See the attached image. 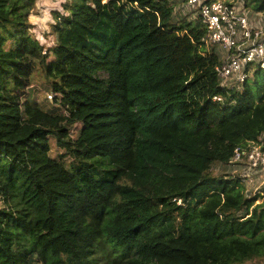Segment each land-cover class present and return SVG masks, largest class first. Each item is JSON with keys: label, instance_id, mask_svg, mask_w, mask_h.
Wrapping results in <instances>:
<instances>
[{"label": "trees", "instance_id": "trees-1", "mask_svg": "<svg viewBox=\"0 0 264 264\" xmlns=\"http://www.w3.org/2000/svg\"><path fill=\"white\" fill-rule=\"evenodd\" d=\"M35 2L0 0V264L264 262V199L212 173L264 135V69L220 87L169 0H66L44 46Z\"/></svg>", "mask_w": 264, "mask_h": 264}, {"label": "built area", "instance_id": "built-area-1", "mask_svg": "<svg viewBox=\"0 0 264 264\" xmlns=\"http://www.w3.org/2000/svg\"><path fill=\"white\" fill-rule=\"evenodd\" d=\"M173 1V2H172ZM181 2L182 13L194 14L205 29V43L221 49L215 71L223 89H240L256 69H264V12L250 14L245 4L228 0H170ZM50 97V96H49ZM212 100H221L214 96ZM262 138V137H261ZM236 147L226 164L231 177L249 187L264 176V143ZM226 177V176H225Z\"/></svg>", "mask_w": 264, "mask_h": 264}, {"label": "rangeland", "instance_id": "rangeland-1", "mask_svg": "<svg viewBox=\"0 0 264 264\" xmlns=\"http://www.w3.org/2000/svg\"><path fill=\"white\" fill-rule=\"evenodd\" d=\"M38 1V2H37ZM35 2V7L33 9V13L36 12L39 14L41 12L42 14L40 17L43 19V23L41 21V24L38 23H31L32 28H31V33L41 41V43L44 46H50L53 45L54 38L50 34L51 26L54 23L56 15L62 14L63 8L62 4L65 3L66 0H46V2L40 4L42 6L39 7V0ZM170 1V0H169ZM232 1L234 3H242L246 5V2L248 0H228ZM173 2V1H172ZM175 4L176 7H174V14H173V19L175 21L177 20H183L188 19L190 21L196 22L194 19V14L189 12V16L186 13H182V6L181 2H176ZM38 5V6H37ZM248 9V12L250 14L254 13V11L251 9L250 6H245ZM40 8H44L45 11L48 13H45L44 11L40 10ZM253 11V12H252ZM252 12V13H251ZM217 52L219 55H221V49L216 48ZM50 96V97H49ZM54 94L51 91L50 87L47 85L45 78L43 77L42 73L40 70H38L34 77L31 86L28 89V94H27V99L31 104H35L43 109H52V108H58L57 104L53 101ZM75 132V131H74ZM75 135V133H74ZM262 142L264 143V135L262 136ZM57 149L54 146V142L52 141V150H51V155H56L57 154ZM212 173L215 176L218 177H225L226 175H231V168L227 165H223L221 163H216L212 166ZM263 173H260L259 176L260 178L257 179V181L249 186V187H244L245 194L252 197L255 195H261V198H259L255 203H260L264 199V176L262 177ZM37 264V263H35ZM245 264H264L262 261H248Z\"/></svg>", "mask_w": 264, "mask_h": 264}, {"label": "crops", "instance_id": "crops-1", "mask_svg": "<svg viewBox=\"0 0 264 264\" xmlns=\"http://www.w3.org/2000/svg\"><path fill=\"white\" fill-rule=\"evenodd\" d=\"M37 1V0H36ZM40 1L41 3L44 4V2H46V0H39V7L42 6L40 4ZM38 2V1H37ZM36 5V4H35ZM38 6V5H37ZM43 9V10H42ZM40 10L44 11L45 13H48L47 11L44 10V8H40ZM34 11H32V13L29 15V21L30 23H38V24H41V21L43 23V19L42 17H40V15L42 14L41 12H39V14L37 13V10L35 13H33ZM50 31V30H49Z\"/></svg>", "mask_w": 264, "mask_h": 264}]
</instances>
